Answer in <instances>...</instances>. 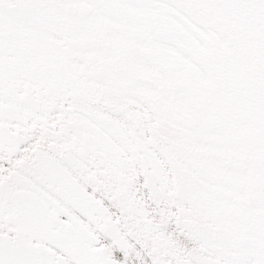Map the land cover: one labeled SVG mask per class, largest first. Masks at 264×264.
<instances>
[{
	"label": "snow or ice",
	"instance_id": "1",
	"mask_svg": "<svg viewBox=\"0 0 264 264\" xmlns=\"http://www.w3.org/2000/svg\"><path fill=\"white\" fill-rule=\"evenodd\" d=\"M0 264H264V0H0Z\"/></svg>",
	"mask_w": 264,
	"mask_h": 264
}]
</instances>
